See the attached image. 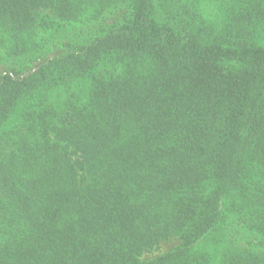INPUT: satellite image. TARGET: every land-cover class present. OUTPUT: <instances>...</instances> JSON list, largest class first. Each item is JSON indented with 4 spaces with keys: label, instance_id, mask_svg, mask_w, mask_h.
I'll return each instance as SVG.
<instances>
[{
    "label": "trees",
    "instance_id": "obj_1",
    "mask_svg": "<svg viewBox=\"0 0 264 264\" xmlns=\"http://www.w3.org/2000/svg\"><path fill=\"white\" fill-rule=\"evenodd\" d=\"M254 8L217 29L185 0H0L8 61L41 53L38 10L111 22L26 69L0 65V264H215L198 245L224 223L229 195L264 238V23L245 20ZM75 79L88 85L60 86ZM236 253L219 264H264Z\"/></svg>",
    "mask_w": 264,
    "mask_h": 264
},
{
    "label": "rangeland",
    "instance_id": "obj_2",
    "mask_svg": "<svg viewBox=\"0 0 264 264\" xmlns=\"http://www.w3.org/2000/svg\"><path fill=\"white\" fill-rule=\"evenodd\" d=\"M187 7L193 8L199 14L200 20L205 23L214 25L219 29L222 26H227L235 23L241 13L244 12L247 6L255 4L251 14L245 20L251 21L254 24L264 23V0H185ZM254 10V11H253ZM183 12V9H180ZM91 10L84 15V19L79 21L65 22L56 18L49 10H38L35 12V31L33 39L36 43L41 45V53L30 56L18 57L13 60H7L4 56V48L0 47V65L7 69H26L33 65L32 58L42 56L56 50L61 51L71 49L74 47L88 44L94 39L103 35L108 29L109 24L106 20L94 21L91 19ZM252 19V20H251ZM260 35L259 37H261ZM264 45V44H263ZM3 58V59H1ZM110 70L106 64L103 68ZM118 69L116 73H120ZM110 73V71H109ZM108 73V75H109ZM107 75V76H108ZM88 81L75 79L73 82L67 84H60V86L72 87L74 90L86 87ZM68 94V91H67ZM67 98L64 96L63 90H60V97L57 102L63 104ZM11 125L10 127H14ZM237 200L234 197H228V201L224 203V223L209 234L202 243L198 245L199 248L210 253L215 259V264H219L227 254H237L236 252L250 251L254 254L264 255V238L256 234L247 227V223L242 215H239ZM178 244V241L171 240L169 242H162L156 249H152L142 256V260L153 261L171 247Z\"/></svg>",
    "mask_w": 264,
    "mask_h": 264
}]
</instances>
